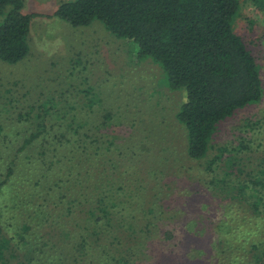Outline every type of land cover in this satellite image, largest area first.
<instances>
[{"label":"trees","instance_id":"obj_1","mask_svg":"<svg viewBox=\"0 0 264 264\" xmlns=\"http://www.w3.org/2000/svg\"><path fill=\"white\" fill-rule=\"evenodd\" d=\"M254 2L264 7L263 0ZM24 8V0H0V61L8 64L30 54L28 38L38 15ZM239 10V0H75L62 3L54 16L75 28L101 21L117 38L133 41L139 57L158 63L169 87L186 93L177 120L186 130L188 158L200 161L214 150L207 186L229 200L230 213L244 205L264 222V158L254 172L234 156L253 148L257 138L248 132L258 125L249 122L235 144H211L221 123L264 95L258 62L234 29ZM64 105L56 98L29 108L12 104L19 111L11 119L17 128L7 131L0 124L6 154L0 153V264H137L149 256V242L172 238L168 227L181 218L147 203L149 184L158 191L162 180L158 165L148 164V175H139L152 148L132 137L120 146L112 132L119 121L110 113L91 126V113ZM102 159L113 166L101 174L103 181L87 185L82 174H91ZM221 163L231 171L217 172ZM229 226L224 222L223 230ZM225 233L231 235V228ZM244 233L236 250L223 239L216 244L224 264H264V237L252 242L250 231ZM199 254L210 257L204 249Z\"/></svg>","mask_w":264,"mask_h":264},{"label":"rangeland","instance_id":"obj_2","mask_svg":"<svg viewBox=\"0 0 264 264\" xmlns=\"http://www.w3.org/2000/svg\"><path fill=\"white\" fill-rule=\"evenodd\" d=\"M73 1L24 0V13L38 17L31 25L28 57L18 64L0 61V124H4L7 131L17 128L11 119L19 111L13 109L12 104L29 108L40 99L56 98L65 105L68 102L75 106L79 114L91 113L88 117L91 126H96V121L110 113L119 121L112 132L120 138V146L126 137H132L152 148L149 161L139 168V175L140 178L148 175H145L148 164L158 165L162 180L158 191L154 190L155 183L149 184L147 203L149 207L165 208L181 218L173 220L168 227L172 238L165 240L162 236L163 240L149 242L146 248L149 256L139 257L137 264H224V257H217L216 244L220 239L236 250L246 235L244 231H250V240L259 242L264 237V222L254 218L244 205H239L240 212L230 213L233 207L229 206V200L206 184L209 181L206 168L215 151L211 150L208 157L200 161L187 156L186 130L177 120V113L186 101L185 91L172 90L166 72L158 63L149 57H139L133 41L117 38L101 21L75 28L54 16L62 3ZM239 2L234 29L258 62L264 90V7L260 8L254 0ZM249 122L258 125L248 132L249 137L257 141L250 151L234 155L238 157L234 161L237 160L242 169L257 172L264 158V95L260 103L238 111L233 118L221 123L211 144L215 149L235 144L240 130L245 131ZM0 153L6 158L2 150ZM103 160L92 167L91 174H82L81 179L87 185L93 184V179L101 182V174L106 176L107 169L113 166ZM114 160L120 164L119 156ZM217 166L221 167L217 172L223 175L224 171H231L226 163ZM62 188L65 191V186ZM71 196L77 195L69 192L68 197ZM141 203L146 210L142 200ZM224 222L230 225L228 229L223 230ZM230 228L232 234H226ZM43 231L49 233L47 227ZM202 249L210 257L197 255ZM236 258L239 262L241 258L246 262L251 259Z\"/></svg>","mask_w":264,"mask_h":264}]
</instances>
